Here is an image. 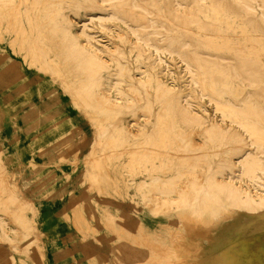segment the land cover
<instances>
[{
  "label": "rangeland",
  "instance_id": "1",
  "mask_svg": "<svg viewBox=\"0 0 264 264\" xmlns=\"http://www.w3.org/2000/svg\"><path fill=\"white\" fill-rule=\"evenodd\" d=\"M132 1L119 11L105 0L0 3V264H264V174L239 178L255 147L244 119L211 98L212 86L223 100L248 96L252 115L255 106L264 115V23L232 0ZM169 30L199 50L214 84H194L177 54L156 50ZM94 55L104 63L96 71ZM104 93L117 101L111 108L88 103ZM59 104L81 127L61 144ZM174 176L199 187L157 213L140 183ZM231 191L256 202L247 207Z\"/></svg>",
  "mask_w": 264,
  "mask_h": 264
},
{
  "label": "bare ground",
  "instance_id": "2",
  "mask_svg": "<svg viewBox=\"0 0 264 264\" xmlns=\"http://www.w3.org/2000/svg\"><path fill=\"white\" fill-rule=\"evenodd\" d=\"M89 1L93 2L94 0H89ZM102 1H104V0H102ZM105 1L111 3L114 6V8L116 9V11H119L123 7L126 6V0H105ZM207 1L208 0H193L194 3H196L202 7L207 5ZM223 1H226V0H223ZM232 1L236 2L237 4H239L241 6V8H242V10L246 16L257 17L260 21H262L264 23V0H232ZM3 2H4V0H0V3H3ZM177 3L181 4L178 0H177ZM211 3H215V0H211ZM131 4L134 7H142V5L137 0H133ZM91 9H92V7H91ZM195 21L197 22L198 26L201 27V22L198 20H195ZM140 23H142V22H140ZM149 24L162 26V24H160V23L158 24L155 20H151L149 22ZM141 25L144 27L147 26V24H145V23H142ZM132 31L135 34H138L137 30H135V29H133ZM170 32L171 31L169 30V32L167 34V38L170 41L169 44L168 45L159 44L156 46V50L157 51H160V50L167 51L170 54H174V53L177 54L186 63V65L189 67V71L191 72L192 81L194 84L201 85V83L205 82V80L211 81L214 84V81H215L214 75L212 72H210L206 68H204V64L202 63L201 58L199 57V55H200L199 50L196 48L191 49V50H186L189 46H191L190 42L185 40V39L179 38L175 35H172ZM16 36H17V34H16ZM227 46L229 47L228 42H227ZM76 51L79 55H81V56L84 55V50L82 47H78L76 49ZM94 56H88L87 57L88 58L87 62H88L89 67L92 71H96V70H98L99 67L104 66V63L102 61H98L96 56L95 57ZM3 58H5V57H3ZM95 63H98L97 64L98 66ZM234 72H235V75L240 77V73L237 71L236 68L234 69ZM116 74H118V75L128 74V69L126 67L119 66ZM202 75H204V77ZM168 85L169 84L166 83L164 86L162 85L160 87V89L162 91H169L171 89V87ZM204 88H205V86H204ZM217 89L218 88L216 86L211 87V90L214 93H216L214 96L211 95V98L213 100H215V102H216V107L221 108L222 110H227V111L231 112L233 115H235L236 117H241L242 119H244L241 121V125L249 135L248 140L255 147V150L253 152H250V151L247 152L246 151L245 154L243 155V158H241V160H240L241 169H239L238 176H239V178H241L244 174L245 175L247 174L248 176H250V180L259 181V180L263 179L262 175L260 173L264 174V161H263L262 156H260L261 154L264 153V122L262 120V119H264L263 112L261 111V109H256V106H255V114H254L255 116H253L250 108L245 103V100L248 98V96H246L244 99L238 100L236 102H232L229 100H223L220 98V94L218 93L219 91L217 92ZM87 102H88V100H87ZM88 103L93 105V106L101 107L103 109H109L113 105H115L117 103V101L115 102V100L113 98H111L107 93H104L102 95L95 94L90 99V101ZM188 106H189V104H188ZM187 108H188L187 106H185V108H183L184 113H190ZM191 118L194 121H196L197 123L201 122V118L199 116H192ZM212 131H213V134L216 136L221 134V126L216 124L213 127ZM183 138H184V140H186L185 137H183ZM199 151H197V152H199ZM240 151H242V150H240ZM191 153L193 154L192 150H191ZM194 153H195V151H194ZM183 154H184V152H183ZM236 154H237V152H236ZM198 155H200V154H198ZM201 157H202V152H201ZM202 161H204V160H202ZM232 169H234V168H232ZM257 170H259L260 173H258ZM194 173H196V172L194 171ZM190 174H189V176H191ZM177 181H178V176H174L172 178L160 179V185L159 186H153L150 182H148L146 180L141 181L140 187L143 188V190H144V194H143L144 199L148 203V202H150V200H149L150 197H152V196L155 197L151 201V203H152V208L157 213H161V212L168 213L174 207H176V206L180 207L182 204H184L185 202L190 200V198L193 197L194 192H196V190L199 187V182L193 180V178H192V182L190 181L189 183L184 184L182 187L177 186ZM186 182H187V180H186ZM217 186L219 187V189H222V190H230L231 189V186L229 185V182L227 180H226V182L222 179L218 180ZM174 192L179 193V195H178V197L171 200ZM231 192H232L233 196H236L238 201H240L241 203H244V205H247V207H250L253 203L256 202L255 198L250 197L248 193L238 194L235 191H231ZM259 193H260L259 194V200L260 201L258 203L260 205L264 206V193H262V192H259ZM179 214L182 217V219H190V220H196V221L201 222L200 220L196 219L195 217L189 218V213H185V212L181 213L180 212ZM185 215H187V217ZM256 218H252V219H254L253 221H255L256 223H258L257 222L258 219H256ZM127 227L129 228V226H127ZM243 248H246L245 244H243ZM245 253H246V251L244 252V254Z\"/></svg>",
  "mask_w": 264,
  "mask_h": 264
},
{
  "label": "crops",
  "instance_id": "3",
  "mask_svg": "<svg viewBox=\"0 0 264 264\" xmlns=\"http://www.w3.org/2000/svg\"><path fill=\"white\" fill-rule=\"evenodd\" d=\"M57 110L55 111V113L57 114V119L60 120V126H61V131H60V136H58V142L60 141L59 144L66 142V139L69 138V130H71L74 134L78 133V130L81 128L80 127V123L77 121L79 120L76 115H74L73 113V109H69L67 108V106L63 105V104H59L56 106ZM88 136V135H87ZM66 137V138H65ZM78 136H76L75 138H73L74 142L78 145V147L81 149L82 147H84L86 144L84 143V140L81 141V138H77ZM84 136H82L83 138ZM80 139V140H79ZM90 140L87 137V143H89ZM59 169H64L63 166H60Z\"/></svg>",
  "mask_w": 264,
  "mask_h": 264
}]
</instances>
